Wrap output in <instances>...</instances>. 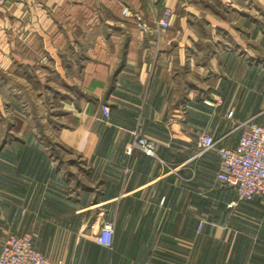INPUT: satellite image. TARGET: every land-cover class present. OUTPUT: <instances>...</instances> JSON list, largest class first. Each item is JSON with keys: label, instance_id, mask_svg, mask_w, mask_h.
Segmentation results:
<instances>
[{"label": "crops", "instance_id": "crops-1", "mask_svg": "<svg viewBox=\"0 0 264 264\" xmlns=\"http://www.w3.org/2000/svg\"><path fill=\"white\" fill-rule=\"evenodd\" d=\"M0 22V251L33 233L50 264H264V194L231 207L196 156L261 120L264 0H25Z\"/></svg>", "mask_w": 264, "mask_h": 264}, {"label": "built area", "instance_id": "built-area-1", "mask_svg": "<svg viewBox=\"0 0 264 264\" xmlns=\"http://www.w3.org/2000/svg\"><path fill=\"white\" fill-rule=\"evenodd\" d=\"M25 0H0V8L7 3L18 4ZM231 0H226L230 3ZM123 17L131 15L127 7L122 9ZM170 11L166 10L157 23V32L165 31L170 27L168 17ZM45 60V59H44ZM257 117L247 119L236 129H242L238 144L231 148L218 144V141L209 134L196 137L198 149L197 157L214 152L219 158L218 181L232 188L236 193V202H250L254 197L264 194V111ZM133 149L142 151L147 156L157 157L156 143L138 132H133ZM114 239V226L104 223L95 236L96 242L104 247L111 248ZM34 234L9 235L2 243L0 251V264H50L49 260L38 252L34 246Z\"/></svg>", "mask_w": 264, "mask_h": 264}, {"label": "rangeland", "instance_id": "rangeland-1", "mask_svg": "<svg viewBox=\"0 0 264 264\" xmlns=\"http://www.w3.org/2000/svg\"><path fill=\"white\" fill-rule=\"evenodd\" d=\"M5 28L4 24L0 22V51H2L5 48L6 38H5Z\"/></svg>", "mask_w": 264, "mask_h": 264}]
</instances>
